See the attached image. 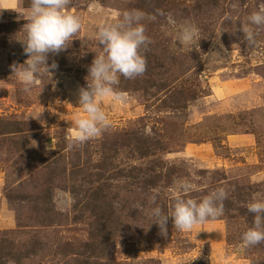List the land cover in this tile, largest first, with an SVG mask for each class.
I'll list each match as a JSON object with an SVG mask.
<instances>
[{
    "label": "rangeland",
    "instance_id": "1",
    "mask_svg": "<svg viewBox=\"0 0 264 264\" xmlns=\"http://www.w3.org/2000/svg\"><path fill=\"white\" fill-rule=\"evenodd\" d=\"M29 4L0 9V247L9 252L6 264H83V245L91 235L98 242L97 212L89 205L96 173L98 184L114 187L108 191L116 207L110 228H123L115 230L108 259L101 256L104 264H264V242L244 247L242 241L253 221L248 203L264 198V26L253 28L255 45L241 30L264 0H69L67 10L82 17L83 27L65 50L48 54L47 63L57 67L30 94L12 72L28 59L20 40ZM133 9L145 13L151 41L143 51L146 71L120 77L121 102L100 101L110 128L69 147L70 120L82 111L79 88L87 87L88 69L103 50L97 24ZM184 25L198 29L193 49L179 42ZM12 127L21 130L3 133ZM138 140L152 147L150 157L134 152ZM145 165L163 174L146 191L129 172ZM121 173L129 177L116 178ZM183 178L195 184L189 194L195 199L223 187V212L191 231L177 229L169 217L162 234L150 216L151 198L157 195L156 203L169 211L170 189Z\"/></svg>",
    "mask_w": 264,
    "mask_h": 264
},
{
    "label": "clouds",
    "instance_id": "2",
    "mask_svg": "<svg viewBox=\"0 0 264 264\" xmlns=\"http://www.w3.org/2000/svg\"><path fill=\"white\" fill-rule=\"evenodd\" d=\"M68 4L69 0H30L27 11L23 13L27 22L23 26L25 37L20 41L28 59L23 64L13 65L12 72L26 93L30 94L40 84V78L50 68L57 67L55 63H47L48 54L65 50L83 27L82 17L68 11ZM144 18L143 11L133 9L124 11L112 21L97 24L96 39L103 50L96 54L88 69L87 87L79 88L78 104L82 111L74 113L70 120L73 131L69 147L99 137L110 128L111 120L100 101L110 98L114 103L121 102L124 94L118 91L120 77L132 79L145 73L147 61L143 51L151 41L145 34ZM247 20L248 24L242 25L241 30L245 39L255 45L253 28L264 26V4L252 12ZM197 35L195 26L184 25L180 30L179 42L193 49ZM195 187L187 178L176 181L170 189L172 206L168 212L156 203L157 195L152 196L151 202L155 206L151 208L150 216L159 225L162 234L167 233L169 217L177 229L191 231L195 225L222 214L227 191L220 187L201 199H195L189 196ZM247 210L253 214V221L252 226L242 234L244 247L264 242V198L254 196Z\"/></svg>",
    "mask_w": 264,
    "mask_h": 264
},
{
    "label": "trees",
    "instance_id": "3",
    "mask_svg": "<svg viewBox=\"0 0 264 264\" xmlns=\"http://www.w3.org/2000/svg\"><path fill=\"white\" fill-rule=\"evenodd\" d=\"M146 1L151 2L152 4L153 2L156 3V0ZM20 130L21 129L18 127H12L11 129L6 128L4 129L3 133H17L20 132ZM134 146V152L137 153V156L140 159L150 157L153 154L152 147L146 145L144 141L138 140ZM97 168L103 169L104 167L97 166ZM160 170L161 169H157L155 165H145V167H131V170L129 172H132V179H134V182L136 181L139 187L146 191L149 189H154L155 186H157L156 182H158V179L163 175ZM82 173L84 174L85 172L82 171ZM94 176L95 178L91 182H89L90 185L94 184L90 192L92 193V195L90 196L91 203H89V205L91 211L95 210L97 212V227L95 228V234L96 240H98V242L93 243L95 237L91 235L90 242L83 245V247L87 246V249L79 251L81 253L80 255L86 253V258L83 261V264H104L100 261V258L101 256H103V259H108L107 248L111 246V239L115 235V230H123L119 223H117L119 227L117 225H114L113 228H110V223L115 220L114 215L116 214V207L114 205L115 197L108 198V191L110 190V188H114L113 185H107L105 183L98 184V182L102 179V176L99 173L94 174ZM122 177H129V174L121 173L116 178ZM161 207L165 212L168 211V207L166 205L162 204ZM8 255L9 252H3V249L0 247V264H6V258L8 257Z\"/></svg>",
    "mask_w": 264,
    "mask_h": 264
},
{
    "label": "crops",
    "instance_id": "4",
    "mask_svg": "<svg viewBox=\"0 0 264 264\" xmlns=\"http://www.w3.org/2000/svg\"><path fill=\"white\" fill-rule=\"evenodd\" d=\"M21 8V0H0V9L18 10Z\"/></svg>",
    "mask_w": 264,
    "mask_h": 264
}]
</instances>
